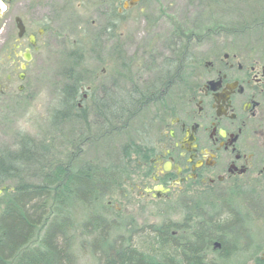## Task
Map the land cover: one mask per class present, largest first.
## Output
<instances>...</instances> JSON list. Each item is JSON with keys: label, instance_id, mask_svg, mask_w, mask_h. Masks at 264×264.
<instances>
[{"label": "flooded vegetation", "instance_id": "af4514ba", "mask_svg": "<svg viewBox=\"0 0 264 264\" xmlns=\"http://www.w3.org/2000/svg\"><path fill=\"white\" fill-rule=\"evenodd\" d=\"M75 1L0 0V58L7 52L11 64L19 58L24 63L26 50L32 58L31 49L37 48L38 38L50 26L49 11L57 9L50 4L59 2L66 7ZM118 1L110 0L106 6L107 16L112 15L106 31L115 27L113 19L125 10L123 0L115 11ZM75 6L81 9V2ZM24 16L37 26L35 33L28 32L29 21ZM222 36L223 30H208L200 36L174 29L164 55L144 51L145 61L138 67L139 71L147 69V75L135 73L125 90L115 88L113 76L97 88L100 93L93 98V116L104 136L113 133L116 118L124 119L125 126L116 128L122 131L143 110L152 111L136 132L144 144L142 154H132L137 169L125 180L139 191L141 201L179 207V221L165 219L149 227L155 226L157 235L167 234L171 240L180 234L194 236L200 225L209 235V222L238 219L244 241L226 249L228 264L237 256L239 264H264V243L256 242L247 225L258 206L251 193L264 186V49L251 45L258 41L230 42L227 49L220 40L218 50L210 41ZM24 39L27 47L20 50ZM199 42L201 47L206 45L207 54L196 60L195 43ZM86 98L81 95L80 99ZM117 101L121 105L116 106ZM227 212L234 217H227ZM202 247L199 251L209 264L222 250V242H203Z\"/></svg>", "mask_w": 264, "mask_h": 264}, {"label": "rangeland", "instance_id": "374dc122", "mask_svg": "<svg viewBox=\"0 0 264 264\" xmlns=\"http://www.w3.org/2000/svg\"><path fill=\"white\" fill-rule=\"evenodd\" d=\"M77 1L81 2V9L76 8ZM77 1L66 7L59 2L50 4L57 9L49 11L50 26L38 38L37 48L31 49L32 58L24 70L20 68V58L11 64L6 59L7 52L1 56L0 154L17 150L20 138L26 135L35 141L45 139L50 143V154L58 155L69 171L86 164L100 167L120 163L124 167L125 164L122 183L101 202L90 207L76 204L69 208L73 242L71 257L65 264H98L90 248L98 229L89 228L90 217L100 216L106 221L118 219L116 222L132 224L144 234L146 228L162 220L179 221V207L165 208L167 204L163 207L159 201H141L139 191L135 187L132 189L129 180H125L126 175L134 174L137 166L136 159L132 155L127 159L124 152L131 143L143 144L136 132L141 120L145 121L152 111L143 110L122 131L116 128L125 126L124 119L115 122L113 133L110 131L103 136L93 116V98L100 93L97 88L113 76L115 88L125 90L128 79L133 82L135 73L147 75V69L139 71L138 67L145 61L144 51L164 55L174 29H184L186 33L194 32L200 36L208 30H223L225 36L210 41L218 50L222 44L220 40L224 41V46H229L230 42L258 41L251 45L264 49V0H139L123 9L118 18H112L115 27L109 31H106V25L112 15L107 16L106 6L110 0ZM122 1L116 3L115 11ZM27 26L28 32H36L37 26L30 21ZM228 46L225 47L229 49ZM25 47L24 39L20 50ZM205 48L206 45L201 47L200 42L195 43L196 60L205 58ZM20 72L23 73L22 79L18 78ZM73 80L78 83L76 102L81 106L71 109L60 125L52 127L50 116L54 111L64 109L61 104L63 90ZM81 95H87V98L81 100ZM12 184L7 182L9 186ZM262 187L251 193L258 206L247 222L259 244L264 243ZM119 234L127 236L123 231ZM239 236H232L228 244L242 242ZM238 259V256L233 257L230 264H239L241 260Z\"/></svg>", "mask_w": 264, "mask_h": 264}, {"label": "trees", "instance_id": "16d2710c", "mask_svg": "<svg viewBox=\"0 0 264 264\" xmlns=\"http://www.w3.org/2000/svg\"><path fill=\"white\" fill-rule=\"evenodd\" d=\"M77 91L75 80L64 88L61 99L64 109L51 114L52 127L60 125L71 109L77 108ZM121 103L117 101L115 105ZM121 120L116 118V122ZM50 145L45 139L35 141L24 135L17 150L0 154V188L3 187L0 196V264L67 263L73 242L69 208L76 204L90 207L101 202L122 183L125 164L124 167L121 163L102 167L86 164L69 171L58 155L50 154ZM132 150L136 152H132L134 154H142V145L129 144L124 152L127 159ZM7 182H12V186ZM227 214L234 217L232 213ZM116 220L90 217L89 228L98 229L90 243L98 264H204L199 249L204 248L203 242L214 240L222 242V250L214 254L209 264H228V242L236 234L243 236L238 219L209 222V235L204 234L200 225L194 236L180 234L172 240L167 234L157 235L155 226L141 234L136 226L130 224L128 229V223ZM121 231L127 236L119 234ZM160 248L161 252L158 251ZM142 249L150 252L145 253Z\"/></svg>", "mask_w": 264, "mask_h": 264}, {"label": "water", "instance_id": "95a60500", "mask_svg": "<svg viewBox=\"0 0 264 264\" xmlns=\"http://www.w3.org/2000/svg\"><path fill=\"white\" fill-rule=\"evenodd\" d=\"M138 1L139 0H125L124 3H123V8H127L128 6H132L135 3H137ZM23 32H24V28H23V26L20 23L19 24V36H22ZM29 39H30V42L33 44L34 43V37H33V35H30ZM30 60H31L30 52L28 50H26L25 57H24V61L25 62L20 65L21 70H24L25 69L27 63ZM22 78H23V73L21 72L20 75H19V79H22ZM2 191H3V187L0 188V196L2 194ZM215 245L218 246L219 244L216 243Z\"/></svg>", "mask_w": 264, "mask_h": 264}, {"label": "snow or ice", "instance_id": "6c2138e0", "mask_svg": "<svg viewBox=\"0 0 264 264\" xmlns=\"http://www.w3.org/2000/svg\"><path fill=\"white\" fill-rule=\"evenodd\" d=\"M0 6H2V5H0Z\"/></svg>", "mask_w": 264, "mask_h": 264}]
</instances>
